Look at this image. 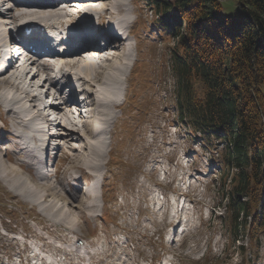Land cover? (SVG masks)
I'll return each instance as SVG.
<instances>
[{"label":"rangeland","instance_id":"rangeland-1","mask_svg":"<svg viewBox=\"0 0 264 264\" xmlns=\"http://www.w3.org/2000/svg\"><path fill=\"white\" fill-rule=\"evenodd\" d=\"M124 1L126 21H135L126 50L129 61L136 65V73L132 70L131 74L129 69L125 73L127 83L119 85L121 92L125 89L119 96L122 104L114 109L116 119L109 122L102 137L104 148L116 160L106 162L109 153H104L106 165H101L94 175L92 170L82 166L80 171L75 165L74 158L82 151L81 140H51L41 152L45 166L54 160L56 175L39 180V186L53 185L60 195L66 193L64 188L77 192V199L95 205L91 211L78 207L65 210L63 202L54 196L46 198V203L40 196L37 202L29 192L9 188L10 182L0 177V263L46 264L53 258L56 264H264V231L255 242L247 238L235 242L246 245L244 253L236 251L218 231L223 226L224 189L219 170L209 161L210 151L201 146L199 136L188 135L183 126L176 124L174 79L168 68V46L172 42L163 41L153 27L155 17L148 0ZM220 2L225 13H235V0ZM4 5L10 3L6 1ZM38 80L39 76L31 84L40 86ZM132 91L135 93L131 96ZM85 109L88 111V107ZM76 120L79 125L82 118ZM9 122L0 109L1 160L7 168H17L21 176L29 179L33 160L14 151L15 138L7 132ZM49 127L56 131V125ZM54 144L62 146L57 154ZM6 152L13 162L7 161ZM20 162L27 165L19 168ZM78 173L87 189L91 181H97L92 195L89 189L86 193L85 189L79 191L71 186ZM161 178L164 184L157 181ZM173 179L175 185L171 186L168 181ZM189 184L191 192L182 206L179 192ZM156 189L163 192L162 200L155 194ZM36 190L38 196L46 193ZM8 194L14 199H8ZM153 197L160 208H156L159 205H155ZM2 202L11 204L15 214ZM52 202H56L55 207L50 206ZM44 204L46 209H41ZM61 206L64 209L58 210ZM106 210L112 223L100 218ZM93 225L95 230L89 232L88 227Z\"/></svg>","mask_w":264,"mask_h":264},{"label":"trees","instance_id":"trees-1","mask_svg":"<svg viewBox=\"0 0 264 264\" xmlns=\"http://www.w3.org/2000/svg\"><path fill=\"white\" fill-rule=\"evenodd\" d=\"M148 0L168 46L176 122L219 165V232L244 253L264 231V0ZM195 138V137H192ZM244 233V236L242 234ZM257 248V246H256Z\"/></svg>","mask_w":264,"mask_h":264},{"label":"bare ground","instance_id":"bare-ground-1","mask_svg":"<svg viewBox=\"0 0 264 264\" xmlns=\"http://www.w3.org/2000/svg\"><path fill=\"white\" fill-rule=\"evenodd\" d=\"M5 1L6 0H0V4H3ZM72 2L85 5L86 3L91 2V0H63V3H58V1H56L53 5L36 1L30 7L22 9L13 8L12 12L14 10H20L19 13L13 15L16 19L28 16L31 17V19H37L44 24H49V27L57 25L61 26V12H65L66 6L71 7ZM93 2H97V5H100L104 12L102 22L108 24V29L107 32L103 34L109 44L107 47H112L111 51L106 48L102 49L97 58L85 60L84 56L86 52L97 53V51H95L96 49L93 48L99 46L95 44H84L81 42L79 47L69 53L51 55V61H59L60 63L57 72L59 79H61L64 85L62 86L63 88L58 87L52 92V95L56 97L55 99H58V102H53V104L56 103L55 105H46L39 108L36 114L30 119H24L22 114L29 112V110L35 106V102L47 98L51 86L57 85L52 77L48 75V72H53V70L50 67H47V72L43 74L40 69H37L29 77L30 70L27 67L22 68L14 74L13 70L17 69L18 61L12 62L0 74V109H3L6 116L10 119L9 123L11 124L10 130L7 131L8 136L17 139V141L13 143V147L16 148V151L24 154L27 159L36 160L38 153H41L45 149V144L49 140L54 139V137H52L53 135L60 138V141L64 140L66 142H73L74 139H77L82 141V144L80 145L82 151L81 153H78L79 155H76V158H74L77 163L75 164L76 167L80 171L83 167L88 168L97 175V170L101 165H106V162H103V154L109 153V151L102 146L103 144L101 143V140H99V137L108 131L110 127L109 122L112 119H116L114 109L120 106V93L117 88L120 84L126 83L127 81V78L124 75L129 68L128 64L131 57L129 56V52L126 51L129 40L127 41V36H124L125 33L123 32L126 27V20L123 11L125 1L94 0ZM89 8L94 10L92 7ZM114 20L115 22H112ZM110 22L112 23L110 24ZM113 29L118 30L120 36L114 35L117 37H114L115 39L111 40L113 37ZM92 31L93 30L90 29L89 26L79 30L83 35H89ZM128 35H131V33L129 32ZM135 54L136 50L134 55ZM67 72L76 74L77 80L79 81V88L81 90L79 91L85 95L83 101L80 102L75 97L72 90L68 91V94L71 95V101H66L64 92L66 89L65 82L68 80L65 75ZM39 74L41 75L43 82L40 86L32 85L31 81L33 82V79L36 78L35 76H38ZM44 83L47 84L48 87L44 92H40L38 87L42 88ZM26 97L27 101L26 105H24L21 101ZM80 103L83 105L85 104L88 107L90 114L84 118L85 120H83V124L78 125L74 116L75 113L72 112L71 108H73V106H78ZM75 109L77 111L79 110L78 108ZM77 117H84L82 116L81 111H78ZM40 119L41 122L39 121ZM54 120L56 126H60L58 135L49 132V129L47 132V134L49 133L48 135L44 136L41 134L42 129L53 123ZM35 133H37V136ZM96 140L97 142L94 143V145L93 141ZM56 142L58 141L56 140ZM39 146H41L39 151L36 152L33 150ZM72 149L75 150L76 147L73 146ZM1 157L0 177L6 182H10L9 188L12 190L15 187H18L24 193L29 192L30 196L37 202L39 201L40 196L41 199L43 198L42 201L44 203L47 202L48 199L46 198H49V196H54L55 198L59 197L63 202L65 210L69 207L72 209L78 207L82 208L84 211H91L95 205L92 202L86 204L84 199L77 201V193H65L60 195L56 194L57 192L55 190L57 189H55L53 185L44 184L43 187L38 186L34 175L29 174V179H26L21 176L20 171L17 168H7L1 160ZM10 159L11 158L7 155V161L10 162ZM21 167L22 166L19 165V168ZM39 187H41L42 191L45 190L46 193L38 196L36 189L38 188V191H40L41 189ZM57 187H59V185ZM88 193H93L92 189H89ZM50 204L51 207L56 206V202ZM41 209H46V204H44ZM61 209H64L63 206L58 210ZM51 211L53 212V209H51Z\"/></svg>","mask_w":264,"mask_h":264}]
</instances>
